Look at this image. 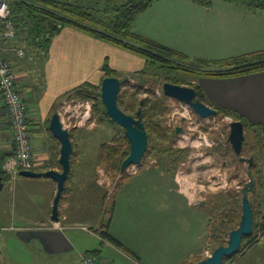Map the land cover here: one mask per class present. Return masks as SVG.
Masks as SVG:
<instances>
[{
    "label": "rangeland",
    "instance_id": "374dc122",
    "mask_svg": "<svg viewBox=\"0 0 264 264\" xmlns=\"http://www.w3.org/2000/svg\"><path fill=\"white\" fill-rule=\"evenodd\" d=\"M80 1L90 3L89 0ZM160 1H153L147 10L140 13L132 29L148 38H152V35L155 40L178 52L201 50L202 44L194 41L195 34L190 33V26L195 23L193 15L197 14L190 7V0ZM162 17L166 18L161 20ZM179 23L188 24L189 27H180L189 32L177 30ZM13 45L24 52L23 55H18L11 51V56L19 59L13 62L18 76L17 86L31 117L29 130L37 157L36 164H42L34 170L43 172L54 165L60 170V144L47 129L51 112L46 117L42 113L44 109L38 103L47 87L45 62L39 55V50L27 42H20L18 38ZM176 47L182 51L174 49ZM187 55L190 56L189 53ZM205 57L210 58H197ZM194 58L196 57L190 56L185 60L181 59V62L190 65ZM162 65L149 62L145 73L130 77L122 85L118 98L122 110L136 115L128 106L131 102L148 96L146 88L154 90L152 97L157 95L163 98V84L167 81L178 80L184 83L182 85H195L191 82L190 71L176 68L169 62ZM119 76L124 77L121 74ZM137 85H142L143 90L136 92L134 86ZM163 100L167 107L157 116L161 118L162 127L167 129V134L158 136L152 133L149 137V150L141 164L130 166L125 173L114 171L99 159L102 143H111L113 137H118L122 146L127 147V140L124 138V129L112 123L110 118L104 117L99 122L94 108L97 100L71 98L58 104L56 110L73 101L92 103V117L78 127L73 126V121L70 123L67 120V115L63 116L66 126L74 133L73 143H76V152L72 155V176L68 184L72 181L76 184L87 181L85 191L81 190V193L84 192L81 198L85 213L77 217L79 221L74 226L86 245L100 244L93 236L97 232L94 221L97 215L100 217L105 213L107 222L116 200V216L110 230L124 240L126 245L138 251L142 256L139 264H192L209 256L221 242L227 244L230 226L240 221L242 187L249 180L248 162L239 159L228 141L230 124L226 117L229 115L202 118L185 103L169 97ZM83 110V107L79 108V111ZM4 118L9 124L7 111ZM178 126L183 127L184 133L170 136V132ZM250 146L241 155L249 158L252 153ZM178 147L190 149V154L185 161L175 165L169 156L173 153L171 149ZM260 165L261 163L259 168ZM96 176L105 186L95 183ZM19 177L13 181L4 178V186L0 188V264H80L81 258L76 251H71L66 257H48L37 241L24 243L16 237L18 226L34 224L46 210L45 195L41 192L43 184L39 182L45 180L36 182L38 178ZM174 178H179L178 189L190 192V202L183 192L181 194L177 191ZM89 194L93 198L91 203L85 201L86 197H91ZM249 197L253 210L260 213L261 219L264 216L263 184L256 185V191H251ZM51 211L52 208L49 209ZM261 236L259 232L258 239ZM256 243L248 246L250 250L247 252L225 258L224 264H259V257L264 259V242ZM242 245V249H248L246 242ZM115 256L118 262L131 264L125 258L117 254ZM129 258L138 260L133 255H129Z\"/></svg>",
    "mask_w": 264,
    "mask_h": 264
},
{
    "label": "crops",
    "instance_id": "0c3cea01",
    "mask_svg": "<svg viewBox=\"0 0 264 264\" xmlns=\"http://www.w3.org/2000/svg\"><path fill=\"white\" fill-rule=\"evenodd\" d=\"M190 7L197 12L196 15H193L195 23L190 26V33L195 34L194 41L202 44L201 50L193 49L190 52L183 50V52L189 53L190 56L196 58L208 56L211 60H215L264 49V10L248 8L237 1L231 0H214L206 5L196 0H190ZM165 18L162 17L160 19L164 20ZM180 26L189 27L188 24L179 23L177 30L189 32ZM150 36L152 37H149L150 39L166 47L169 46L155 40L152 35ZM174 49L182 51V49L177 47ZM187 54L185 55L190 57ZM106 60L110 67L118 71L122 76H139L137 73L146 67V59L140 55L95 38L73 27H65L53 38L49 55L44 60L47 87L43 97L38 102L40 103V108L44 109L42 113L47 117L62 94L83 83L91 82L100 85L104 78L102 66ZM190 78L192 79V84H198L203 89L207 100L212 105L233 109L242 114L247 120L259 123L264 134V71L226 78L192 74ZM5 115L6 109L1 98L0 157L3 155L4 161L14 151L12 131L10 125L4 121ZM29 120H31V117ZM77 163L76 161L75 164ZM260 163V169H263H261V182L264 187V156ZM38 165L42 164L37 162L35 167ZM72 165L73 159L71 168ZM52 168L58 169L59 167L54 165ZM45 170L48 169L46 168ZM23 177L26 178L25 176ZM27 178H38L36 182L45 180L39 182L43 184L41 192L45 195L44 205L46 210L42 214V218L35 220L34 224L17 227L18 231L15 234L20 241L24 243L37 241L48 257H55V255H64L66 257L71 251H76L81 258L80 264H82L83 256L94 250L98 251L94 255L100 264H123V262L117 261L115 254L125 258L131 264H139V261L142 260V256L138 254L134 247L126 245L124 240H121L119 236H115L110 230L116 216V200L113 205V213L108 230L122 242L123 246H117L111 241L103 239L98 234V231L93 236L99 240L100 244L89 246L82 241V235L78 236L75 231L77 228L74 226L75 222L79 221L77 217L85 213L81 198L84 192L81 193V190L85 191L87 181H79L77 184L72 181L68 184L69 180H67L66 191L61 199L62 205H60V226H56L55 221L51 219L52 211L49 212L57 191L56 181L44 176ZM178 180L179 178H174L177 191L179 193L183 192L187 201L190 202L188 200L190 192L178 189ZM95 183L105 186L98 176L95 178ZM92 200V195L85 198L88 203H91ZM105 202L106 198L104 199V204L106 205ZM105 220V213H102L100 217L97 215L94 221L97 229H100L101 223L105 222ZM40 221L41 223H39ZM263 238L264 233L257 243L260 242L261 244L264 242ZM249 248H246L244 252L250 250ZM129 255L135 256L138 260L130 259ZM259 259V264H264V259L261 257ZM188 261L190 262V258Z\"/></svg>",
    "mask_w": 264,
    "mask_h": 264
},
{
    "label": "trees",
    "instance_id": "16d2710c",
    "mask_svg": "<svg viewBox=\"0 0 264 264\" xmlns=\"http://www.w3.org/2000/svg\"><path fill=\"white\" fill-rule=\"evenodd\" d=\"M153 1L155 0H89L90 3L85 4L80 0H9V3L11 8L10 17L17 22L20 31L22 32V35L19 37L20 42H27L36 50H39V55L43 60L49 55V49L53 38L65 27L69 26L95 38L119 46L134 54L140 55L146 59V64L149 62L155 64L161 63V66H163L162 63L169 62L172 66L190 71L196 76L226 78L264 71V49L224 59L210 60L206 58H194L190 65L184 64L181 62V59L185 60L187 58L184 53L175 51L153 39L137 34L132 29L137 16L147 10ZM196 1L203 4H209L214 0ZM231 1H237L248 8L264 10V0ZM12 61H17V58L12 57ZM102 71L104 77H120L119 72L112 69L107 60L102 66ZM141 73H145V69L137 74ZM131 76L132 75L122 76V85H125ZM173 82L184 84L178 80ZM191 86L197 91V97L199 100L217 109V115H229L234 120H240L243 122L245 128L243 150L247 148L248 145H251L250 149L252 153L250 157L254 160L253 165L250 167L251 175L249 179L253 178L256 185L262 186V172L259 168V161L264 156V134L261 125L247 120L242 114L233 109L212 105L207 100L205 92L198 84ZM134 88L136 89V92L143 90L142 85L134 86ZM145 92L148 93V96L131 102L128 108L135 111V114L138 109L142 110L143 121L149 137H151L152 133L158 136L165 135L167 134V129L162 127L161 118L157 115L162 113L164 108L167 107L163 100L167 97L164 94H162L163 98L157 95L152 97L155 92L149 88H146ZM71 98L97 100L94 108L98 113L99 122H101L104 117H108L101 102L100 85L86 82L65 92L58 98V102L53 105L51 115L47 120V129L50 118L56 111L59 102ZM30 122L31 120L28 121V123ZM170 136H174L173 132H170ZM71 137H74L73 132L71 133ZM124 138L127 140V147L122 146L118 137H113V142L111 141V143L104 142L100 145V161L119 173H121V164L123 160L130 152V143L126 135ZM75 146L76 143H74L73 156L76 152ZM171 151H173V153H171L169 159L175 165H179L181 162L185 161L190 154V149L182 147H178L175 150L171 149ZM173 155L174 158L172 157ZM238 156L240 159L243 155ZM3 159L4 156L2 155L0 157V172L3 179H7L8 176L2 168L4 163ZM2 160L3 162H1ZM123 173H125V171ZM71 176L72 173L70 172L68 180H70ZM106 211H108V208ZM111 212L113 213V208L111 209ZM112 213L107 222L101 223V227L100 229H97V231L103 239H107L115 245L122 247V242L114 237L108 230ZM259 216L260 213L254 211L253 234L250 237H244L242 241V244L243 242H246V247L259 240V232H261V234L264 233V216H262L261 219H259ZM239 222L240 221L234 222L230 226L229 232L238 227ZM220 245H224L223 242H221ZM242 246L239 253L244 251ZM96 252L98 251H90L87 255H94Z\"/></svg>",
    "mask_w": 264,
    "mask_h": 264
},
{
    "label": "water",
    "instance_id": "95a60500",
    "mask_svg": "<svg viewBox=\"0 0 264 264\" xmlns=\"http://www.w3.org/2000/svg\"><path fill=\"white\" fill-rule=\"evenodd\" d=\"M129 80V79H128ZM122 87V79L117 76L104 77L100 83L101 101L106 115L111 122L124 129L125 135L130 143V152L121 164V173L130 166L139 165L145 156L149 145V134L146 130L142 110L138 109L136 115L126 113L118 104V98ZM163 93L166 97L189 105L192 111L202 118H209L217 115V109L202 102L197 97V91L189 85H182L167 81L163 84ZM228 141L234 152L241 155L245 140L244 124L240 120L230 122ZM48 129L51 135L60 144L59 164L60 170L48 169L43 172L35 170H21L20 175L25 177H49L56 181L57 191L53 200L51 219L58 222L60 219V201L66 188V182L71 172L72 155L74 143L71 137V130L64 125L60 113L56 110L49 121ZM173 135L183 134L181 126L176 127ZM241 161L248 162L247 173L250 177L254 160L252 157H240ZM4 186L3 177L0 172V188ZM256 191V182L250 178L242 187V213L238 227L229 232L227 244L219 245L212 253L193 264H223L225 258H231L239 253L244 237H250L254 228V210L249 197L250 192Z\"/></svg>",
    "mask_w": 264,
    "mask_h": 264
},
{
    "label": "built area",
    "instance_id": "2783aa9c",
    "mask_svg": "<svg viewBox=\"0 0 264 264\" xmlns=\"http://www.w3.org/2000/svg\"><path fill=\"white\" fill-rule=\"evenodd\" d=\"M10 15L9 0H0V95L7 111L14 146L13 153L5 159L2 168L9 180L13 181L18 178L21 170L35 169L36 157L29 130L30 115L25 99L17 86L18 76L11 56V51L18 55L24 53L22 49L13 45L22 32ZM82 107L84 110L79 111ZM91 109L92 103L89 101L81 103L73 101L65 103L58 112L65 126L63 116L67 115V120L70 123L73 121V126L78 127L90 120ZM226 118L229 124L233 121L230 116ZM55 225L60 226L59 221L55 222ZM82 264H100V262L94 255H85Z\"/></svg>",
    "mask_w": 264,
    "mask_h": 264
},
{
    "label": "flooded vegetation",
    "instance_id": "af4514ba",
    "mask_svg": "<svg viewBox=\"0 0 264 264\" xmlns=\"http://www.w3.org/2000/svg\"><path fill=\"white\" fill-rule=\"evenodd\" d=\"M181 194H183L182 192H180Z\"/></svg>",
    "mask_w": 264,
    "mask_h": 264
}]
</instances>
